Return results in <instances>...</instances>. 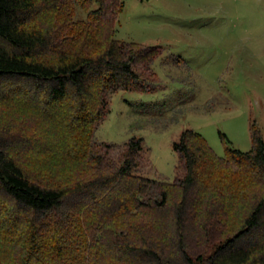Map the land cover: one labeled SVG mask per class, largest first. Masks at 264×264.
Returning <instances> with one entry per match:
<instances>
[{
	"label": "trees",
	"instance_id": "16d2710c",
	"mask_svg": "<svg viewBox=\"0 0 264 264\" xmlns=\"http://www.w3.org/2000/svg\"><path fill=\"white\" fill-rule=\"evenodd\" d=\"M125 1L0 0V102L18 122L0 126V264H264L256 124L226 158L184 131L172 182L141 175L142 138L96 139L159 54L115 39Z\"/></svg>",
	"mask_w": 264,
	"mask_h": 264
},
{
	"label": "rangeland",
	"instance_id": "374dc122",
	"mask_svg": "<svg viewBox=\"0 0 264 264\" xmlns=\"http://www.w3.org/2000/svg\"><path fill=\"white\" fill-rule=\"evenodd\" d=\"M115 39L159 49L145 89L113 94L96 131L119 147L142 138L141 175L174 181L186 130L222 158L252 149V124L264 139V0H126ZM5 108L0 126L15 131Z\"/></svg>",
	"mask_w": 264,
	"mask_h": 264
}]
</instances>
